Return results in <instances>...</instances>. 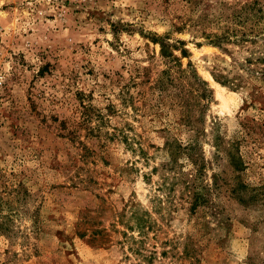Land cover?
<instances>
[{
  "label": "rangeland",
  "instance_id": "rangeland-1",
  "mask_svg": "<svg viewBox=\"0 0 264 264\" xmlns=\"http://www.w3.org/2000/svg\"><path fill=\"white\" fill-rule=\"evenodd\" d=\"M253 2L0 0V264H264V21L210 43Z\"/></svg>",
  "mask_w": 264,
  "mask_h": 264
},
{
  "label": "trees",
  "instance_id": "trees-1",
  "mask_svg": "<svg viewBox=\"0 0 264 264\" xmlns=\"http://www.w3.org/2000/svg\"><path fill=\"white\" fill-rule=\"evenodd\" d=\"M255 4V6H254ZM258 2H253L252 4H247L245 7L240 8L235 14L232 15L231 22L226 24L222 27V31L220 34L212 35L213 41L210 42L215 45H220L221 42H234V43H244V42H251L255 40V37L258 36L257 34V26L264 21V8L263 6L258 7ZM250 22V23H248ZM249 24V25H248ZM159 45L161 47V55L166 60H169L170 63H173L174 66L177 64L180 65V60L173 55L170 49V45L164 43L160 40ZM182 55H186V50H181ZM260 61L264 64V57L260 58ZM171 69L169 68L166 72L163 73V80H159V86L161 90H166L168 86H174L178 89L177 94L173 95L172 97H177V103L181 106L183 111V115L181 120L186 125H193L194 115L197 112V108L202 106V101H209L211 99L212 92L208 88L207 84L201 80L197 75L193 76L196 78L195 82L190 83L192 89L195 88L196 94L193 95V90H188L183 84L179 83L176 84V80H181L186 76V70L178 68L177 77L170 76ZM262 75H264V68L261 70ZM167 83V84H166ZM159 88V87H158ZM164 88V89H163ZM159 89V90H160ZM209 98V99H208ZM167 148L169 149L170 155H172L171 165L167 164L164 165V168L172 170L174 165L177 163V159L181 156H187L188 159L193 162L194 157V150L195 145L193 144H183L177 140L166 143ZM231 161L233 165H242L239 162V158L234 154H231ZM235 162V163H234ZM240 163V164H239ZM167 166V167H166ZM166 183V181H164ZM175 185V183H173ZM167 188V185H166ZM195 189V188H194ZM203 187L200 188V191L194 190L192 192L190 199V207L191 211H194L200 203H204L205 201V194L203 192ZM170 190V189H169ZM190 193V192H188ZM188 195V194H187ZM188 200V198H185Z\"/></svg>",
  "mask_w": 264,
  "mask_h": 264
}]
</instances>
